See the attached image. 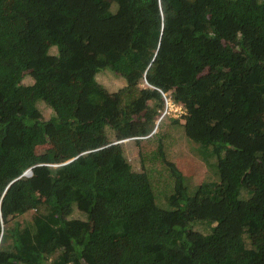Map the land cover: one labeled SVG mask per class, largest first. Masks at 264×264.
Listing matches in <instances>:
<instances>
[{"label": "trees", "instance_id": "obj_1", "mask_svg": "<svg viewBox=\"0 0 264 264\" xmlns=\"http://www.w3.org/2000/svg\"><path fill=\"white\" fill-rule=\"evenodd\" d=\"M0 264H264V0H0Z\"/></svg>", "mask_w": 264, "mask_h": 264}, {"label": "rangeland", "instance_id": "obj_2", "mask_svg": "<svg viewBox=\"0 0 264 264\" xmlns=\"http://www.w3.org/2000/svg\"><path fill=\"white\" fill-rule=\"evenodd\" d=\"M56 51H53V53ZM104 78H101V81L108 84L112 89H117L118 87H121L125 84V81L123 78L114 77L112 75L103 76ZM24 83H33V79L31 77H27L24 80ZM41 107L44 108V113L46 116H50L52 113V110L50 108L45 107L43 104H41ZM197 147V145L189 144L187 142H182L181 146L177 150V161L182 166L183 171H185V177L188 181L189 185L191 187L197 186L203 179L204 175L208 172L207 167L205 164L199 159V157H195L193 154H191V149L194 147ZM127 152L126 156L130 163H136L138 161V150L132 140H129L126 145ZM52 150V145L48 144L47 146L41 147L39 151L43 152L45 150ZM247 183L250 185L251 182L247 181ZM191 192L192 188H190ZM123 240H126L128 242V246H124V241L120 240L119 245L121 248L122 254L129 255L131 252V242L129 238H120Z\"/></svg>", "mask_w": 264, "mask_h": 264}, {"label": "built area", "instance_id": "obj_3", "mask_svg": "<svg viewBox=\"0 0 264 264\" xmlns=\"http://www.w3.org/2000/svg\"><path fill=\"white\" fill-rule=\"evenodd\" d=\"M166 109L164 111V115H174V116H178L180 113H183L184 109L181 105H177L175 104L173 101L171 100H167L166 101Z\"/></svg>", "mask_w": 264, "mask_h": 264}, {"label": "water", "instance_id": "obj_4", "mask_svg": "<svg viewBox=\"0 0 264 264\" xmlns=\"http://www.w3.org/2000/svg\"><path fill=\"white\" fill-rule=\"evenodd\" d=\"M33 172H32V170L31 169H29L28 171H26L25 173H24V175H31Z\"/></svg>", "mask_w": 264, "mask_h": 264}, {"label": "clouds", "instance_id": "obj_5", "mask_svg": "<svg viewBox=\"0 0 264 264\" xmlns=\"http://www.w3.org/2000/svg\"><path fill=\"white\" fill-rule=\"evenodd\" d=\"M32 175V174H31Z\"/></svg>", "mask_w": 264, "mask_h": 264}]
</instances>
